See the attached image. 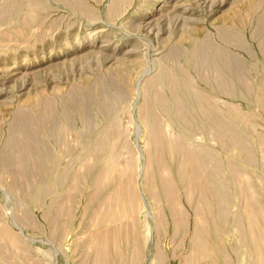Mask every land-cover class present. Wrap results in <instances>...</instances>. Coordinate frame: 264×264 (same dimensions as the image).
Wrapping results in <instances>:
<instances>
[{
  "label": "rangeland",
  "instance_id": "rangeland-1",
  "mask_svg": "<svg viewBox=\"0 0 264 264\" xmlns=\"http://www.w3.org/2000/svg\"><path fill=\"white\" fill-rule=\"evenodd\" d=\"M147 114L179 150L155 155ZM123 181L135 214L110 221ZM247 215L264 219V0H0V264H96L130 219L109 264H262Z\"/></svg>",
  "mask_w": 264,
  "mask_h": 264
},
{
  "label": "bare ground",
  "instance_id": "bare-ground-1",
  "mask_svg": "<svg viewBox=\"0 0 264 264\" xmlns=\"http://www.w3.org/2000/svg\"><path fill=\"white\" fill-rule=\"evenodd\" d=\"M175 76V75H174ZM176 77V76H175ZM166 78L167 80L169 81L170 83V87L171 85L173 86L175 83H174V79L173 77H171V75H166ZM176 87V86H174ZM196 93V92H195ZM201 94V93H200ZM200 94H196L195 95V100H197L199 103H200V108L201 110L203 111L205 109V106L204 104L206 102H209V101H206L205 98L201 97ZM178 99V97H177ZM178 104H179V101H177ZM209 104V103H207ZM209 106V105H208ZM211 107V105H210ZM167 109V108H166ZM178 109V108H177ZM211 109V108H210ZM178 115V114H177ZM155 118V117H154ZM145 119V120H144ZM143 119L144 123L146 124V126H148V130L150 129L153 133V138H152V141L154 143V146L156 148V152H155V155L159 154L163 151L165 152V150H170V151H176V150H179V145H171L170 143H167V140L165 141L162 136H161V132H160V125H159V122H157V119H153L149 114H147L145 116V118ZM159 121V120H158ZM161 123V122H160ZM163 129V128H162ZM163 134H165L163 132ZM168 135V134H167ZM165 136V135H164ZM166 139V138H165ZM178 141V140H177ZM174 143V142H173ZM103 146V145H102ZM102 149V148H101ZM113 149V148H112ZM182 150V149H181ZM100 151V150H99ZM101 152V151H100ZM161 153V155H162ZM170 153V152H169ZM176 153V152H175ZM179 153V151L177 152ZM181 153V152H180ZM113 154L114 152H110L109 154V157L107 158L108 161H113ZM120 154V153H119ZM149 154V153H148ZM165 155V154H164ZM172 156V155H171ZM162 157H164L162 155ZM169 157V156H168ZM185 158V157H184ZM187 160H185V165L183 164V166L185 167L184 170L182 168V174L180 177H182L183 181L187 182L188 183V186L189 184L191 185V188L193 189V192L195 191L196 193H199L202 194L201 196H203L202 198V203H203V206L205 209L209 210L212 206H214L212 200L209 198L211 195V189H210V185L209 183L207 182H201L199 181V171H198V168L197 167H190L191 163H193L192 161V158L191 157H186ZM151 159H152V156H151ZM164 159V158H163ZM172 159H173V156H172ZM154 160V159H153ZM150 161V160H149ZM160 161V160H159ZM158 161V162H159ZM164 162H166L165 160H163ZM162 161V162H163ZM151 162V161H150ZM154 162V161H153ZM204 162V161H203ZM109 163V162H108ZM113 163V162H112ZM155 163V162H154ZM167 163V162H166ZM160 165L159 168L161 167V163L159 162ZM108 165V164H107ZM112 165V164H111ZM114 165V164H113ZM157 165V164H156ZM165 166V164H163ZM110 166V165H109ZM151 166H152V163H151ZM196 166V165H195ZM167 167H165L166 169ZM164 169V170H165ZM181 170V169H180ZM113 170L111 168H107L104 172H101L100 176L99 177H94L93 181H92V184L94 186H103L105 184H108L109 182H111V180H114L112 179L113 178ZM159 172V171H158ZM152 173V172H151ZM153 174V175H152ZM152 177H154V173H152ZM150 175V176H151ZM149 176V177H150ZM169 176V175H168ZM202 177V176H201ZM149 179V178H148ZM152 179V178H151ZM154 179V178H153ZM167 179V178H166ZM155 180V179H154ZM203 180V179H201ZM131 181V180H130ZM129 181V182H130ZM153 181V180H151ZM182 181V183H183ZM124 182V181H123ZM128 182V181H126ZM129 182H128V187H125L123 186L124 184L126 185V183L124 182L122 185H117V192L114 196V199L112 201V203L108 206V211H107V218L110 220V221H118L122 218H126L128 220L129 217H132L134 213V210L136 209L137 207V202H136V198L135 195L136 192L133 191V189H131L129 187ZM155 182V181H153ZM152 182V183H153ZM162 182V180H161ZM160 182V183H161ZM167 182V181H166ZM115 183V182H114ZM147 183V182H146ZM168 183V182H167ZM165 185V183H163ZM131 185V184H130ZM151 185V184H150ZM154 185V184H153ZM163 185V186H164ZM168 185V184H167ZM101 188V187H100ZM129 188V189H128ZM150 189V188H149ZM73 190V189H72ZM168 191L167 192H171V189L168 187L167 189ZM173 190V188H172ZM174 191V190H173ZM135 192V193H134ZM177 192V191H176ZM194 193V194H196ZM67 194V193H66ZM75 194V193H74ZM166 194V193H165ZM171 194V193H170ZM193 195V194H192ZM194 196H192L193 198ZM127 198V199H126ZM143 200V199H142ZM175 200V199H174ZM176 201V200H175ZM175 201H173V204L171 205H174ZM111 202V201H110ZM104 207V206H103ZM106 207V206H105ZM104 209V208H103ZM203 209V208H202ZM107 210V209H105ZM104 210V211H105ZM59 211V210H58ZM97 211V210H96ZM176 211V210H175ZM100 212V211H99ZM59 213V212H57ZM56 214V213H55ZM254 215V214H253ZM58 216V215H57ZM61 216V215H60ZM105 216V218H106ZM248 217V215H247ZM97 218V217H96ZM134 218V217H133ZM103 215L102 217H98V220L96 222V224L99 225V227H101L103 225ZM256 217H253V216H249L248 217V220L250 221L251 223V233H252V236H253V239H254V242L257 244V254H258V259L259 261L264 264V219H262L261 221H255ZM130 220H133V219H130ZM129 220V221H130ZM180 220V219H179ZM127 221L125 223V225L121 228V229H110V230H107L105 232H97L98 235L96 237V243H95V247H94V255L96 257V264H109L110 263V251L111 249H114L115 250V254L119 255L120 256V253H119V246L120 244L123 242V241H130V237L132 235V233L134 232L132 230V228L134 227L135 228V225L132 226V221L131 223ZM188 221V220H187ZM134 222V221H133ZM134 224V223H133ZM205 224V223H204ZM209 224V222H208ZM97 225V226H98ZM101 225V226H100ZM114 225V224H113ZM179 225V224H178ZM182 225V224H181ZM95 226V225H94ZM99 227H96V228H99ZM205 227V225H204ZM5 233V232H3ZM1 236H2V233H0ZM5 235V234H4ZM96 235V234H95ZM202 235V233H201ZM207 235L210 236L211 238H214L212 237L211 234H209V232H207ZM5 238V237H4ZM10 238V236H9ZM2 243V242H1ZM206 243V241H205ZM207 245V250L208 252L211 253V247L210 245ZM210 249V250H209ZM138 251V250H137ZM212 254V263L213 264H217V256L214 254V253H211ZM119 259V258H118ZM95 262V261H94ZM132 262V261H131ZM133 264V263H132Z\"/></svg>",
  "mask_w": 264,
  "mask_h": 264
}]
</instances>
